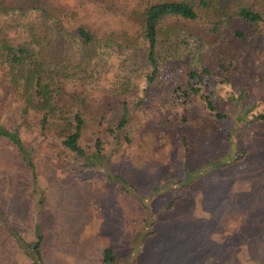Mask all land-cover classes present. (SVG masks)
Listing matches in <instances>:
<instances>
[{
  "label": "rangeland",
  "instance_id": "374dc122",
  "mask_svg": "<svg viewBox=\"0 0 264 264\" xmlns=\"http://www.w3.org/2000/svg\"><path fill=\"white\" fill-rule=\"evenodd\" d=\"M155 1L0 3L41 7L72 30L86 27L94 36L92 46L113 58L135 43L137 16ZM209 18L166 25L188 32L195 43L216 45L225 35L210 30ZM176 63L185 70L186 62ZM234 69L230 79L193 81L200 90L195 95L172 70L164 69L151 82L147 68H140L132 77L128 121L112 133L106 126L123 111L121 99L95 95L91 112L106 117L101 131L96 120L89 121L85 141L103 136L109 152L119 136L113 168L128 172L137 188H122L119 180L109 179L108 166L82 167L78 159L54 156L55 143L43 137L38 116L31 113L22 123L18 100L0 80V125L18 131L36 173L31 176L15 146L0 137V264H264V45L241 56ZM175 82L182 88L178 99L187 89L195 107L196 116L185 127L165 123L178 107L174 96L163 104L161 85ZM200 94H209L216 109L227 114L213 132L196 131ZM184 137L191 142L189 167L181 160ZM208 158L223 164L213 167ZM174 196L179 198L168 207ZM39 235L37 255L32 246ZM106 248L113 249L115 261H103Z\"/></svg>",
  "mask_w": 264,
  "mask_h": 264
},
{
  "label": "trees",
  "instance_id": "16d2710c",
  "mask_svg": "<svg viewBox=\"0 0 264 264\" xmlns=\"http://www.w3.org/2000/svg\"><path fill=\"white\" fill-rule=\"evenodd\" d=\"M202 15L211 16L212 32L225 35L216 45L195 43L188 32L166 25L171 20H196ZM137 19L140 32L135 43L125 53L112 58L105 49L96 50L92 46L94 36L86 27L72 30L60 17L41 7L22 8L0 3V80L11 97L18 100L20 121L25 124L34 113L43 137L55 143L54 156L78 159L82 167L108 166L106 176L119 180L122 188L137 186L128 178V172L113 168L119 136H116L115 148L109 152H105L103 136L97 135L92 143L85 141L89 121L96 120L100 128L106 117L104 112L99 116L91 112L96 107L95 95L114 94L121 99L123 111L118 119L110 117L106 126L112 133L121 130L128 121L132 77L140 68H147L151 82L164 69L172 70L178 75V83L183 77L187 89L199 95L200 90L193 81L204 77L230 79L236 60L264 45V0H158L146 6ZM135 54L140 63L132 59ZM179 61L186 62L185 70L178 68ZM178 83L161 85L163 104L174 96L178 107L165 121L169 124L167 127H176L177 123L188 126L189 120L196 116L195 107L187 100V89L183 92L184 99H178L182 91ZM200 98L201 123L196 131L213 132L227 114L216 109L209 94H200ZM260 117L264 120V115ZM0 137L15 146L22 163L35 177L34 161L18 131L0 125ZM187 140L186 137L181 140L186 146L181 160L189 167L192 148ZM206 163L213 167L223 164H216L210 158ZM178 198L172 197L168 207L174 206ZM41 239L39 235L32 246L37 255H40ZM115 259L113 249L106 248L103 261L111 263Z\"/></svg>",
  "mask_w": 264,
  "mask_h": 264
}]
</instances>
